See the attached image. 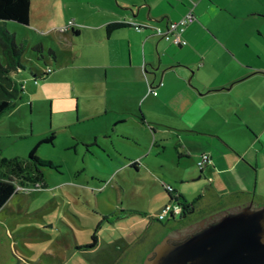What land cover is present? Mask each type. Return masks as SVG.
I'll list each match as a JSON object with an SVG mask.
<instances>
[{
    "label": "crops",
    "instance_id": "crops-1",
    "mask_svg": "<svg viewBox=\"0 0 264 264\" xmlns=\"http://www.w3.org/2000/svg\"><path fill=\"white\" fill-rule=\"evenodd\" d=\"M90 2L97 22L63 34L66 57L51 50L48 61L84 71L72 86L78 119L88 122L87 143L124 155L114 165L111 159L110 167L137 171L152 151L171 147L178 164L189 162L180 181L195 180L197 172L206 177L198 212L204 203L210 213L263 205L264 0ZM189 12L193 18L181 33L185 44L156 34ZM111 23L123 26L108 32ZM75 43L81 49L73 50ZM203 152L211 162L199 169ZM174 191L187 202L199 196ZM175 218L161 226L163 233L180 224Z\"/></svg>",
    "mask_w": 264,
    "mask_h": 264
},
{
    "label": "rangeland",
    "instance_id": "rangeland-1",
    "mask_svg": "<svg viewBox=\"0 0 264 264\" xmlns=\"http://www.w3.org/2000/svg\"><path fill=\"white\" fill-rule=\"evenodd\" d=\"M92 9L90 0H31L28 26L0 21L24 45L26 75H12L24 91L0 116V157L25 161L35 148L39 157L53 162V167H40L43 187L18 188L0 209V264H141L164 236L161 226L173 224L169 213L156 222L164 206L172 204L164 186L194 198L206 181L197 178L198 172L195 180L180 181L177 176L189 162L178 164L171 147L158 155L148 147L150 154L137 171L110 167L111 159L114 165V158L124 155L87 143L88 122L78 119L72 86L84 71L48 61L49 50L66 57L63 34L70 30L63 31L65 27L89 28L97 22ZM72 48L81 49L78 43ZM0 61L5 62L1 48ZM47 67L53 72L45 78L23 81L31 79L30 68L42 72ZM51 134L52 142L43 141ZM206 207L204 203L200 212L189 215L206 217Z\"/></svg>",
    "mask_w": 264,
    "mask_h": 264
},
{
    "label": "water",
    "instance_id": "water-1",
    "mask_svg": "<svg viewBox=\"0 0 264 264\" xmlns=\"http://www.w3.org/2000/svg\"><path fill=\"white\" fill-rule=\"evenodd\" d=\"M213 223L184 238L188 228L170 232L152 248L147 264H264V205L224 209ZM212 217V216H210ZM150 253L148 256H151Z\"/></svg>",
    "mask_w": 264,
    "mask_h": 264
},
{
    "label": "trees",
    "instance_id": "trees-1",
    "mask_svg": "<svg viewBox=\"0 0 264 264\" xmlns=\"http://www.w3.org/2000/svg\"><path fill=\"white\" fill-rule=\"evenodd\" d=\"M29 17L30 0H0V21L4 24L6 21H13L17 24L27 26L29 24ZM4 26H0V48L5 57L4 63L0 61V116L7 110L13 108L20 99L24 87L20 83H15L12 75L25 69L21 61L24 45L22 43L18 44L15 40L14 33L8 31ZM121 26H123L121 23H111L106 28L110 32ZM74 29L75 27L73 26L70 30ZM33 48L39 52L42 51L40 45H35ZM49 54L53 55V52L49 50ZM30 73L32 72L30 71ZM48 74L42 72L36 76L32 73L33 77L31 79L35 83L38 79H43ZM53 138L54 135L51 134V136L46 137L43 141L52 142ZM40 167H53V162L39 157L36 154L35 148L28 154L27 160L25 161L17 157L9 159L5 157L0 158V168L2 172L4 171L0 175V209L13 195L19 192L18 188L30 190L43 187ZM167 194L170 199L171 195L168 192ZM177 196L183 207L180 217L195 209L201 198L199 195L193 201L187 202L180 195ZM158 222L160 223V221Z\"/></svg>",
    "mask_w": 264,
    "mask_h": 264
},
{
    "label": "built area",
    "instance_id": "built-area-1",
    "mask_svg": "<svg viewBox=\"0 0 264 264\" xmlns=\"http://www.w3.org/2000/svg\"><path fill=\"white\" fill-rule=\"evenodd\" d=\"M193 15L191 12L184 15L181 19L175 22H170L166 28L161 30H156V34L159 36L165 38L166 40H171L175 44H185L186 42L181 38V33L184 30L185 25L188 23V21L192 20ZM72 24V23H71ZM68 26L63 29V31H69L73 26ZM52 69L47 68L44 70L45 73H51ZM24 82L26 81L23 80ZM162 83L160 82L159 85ZM148 90L152 93H155L151 85H148ZM211 162L210 155L206 152H203L200 154L199 159L197 161V167L199 169H202L205 165L209 164ZM26 191L24 188H20ZM164 189L171 195L172 204L168 205L166 204L164 206V212L158 216V219L161 221L163 220L167 214L169 213L171 217H177L178 215H181L183 211L182 204L178 200L177 193L168 185L164 186Z\"/></svg>",
    "mask_w": 264,
    "mask_h": 264
},
{
    "label": "flooded vegetation",
    "instance_id": "flooded-vegetation-1",
    "mask_svg": "<svg viewBox=\"0 0 264 264\" xmlns=\"http://www.w3.org/2000/svg\"><path fill=\"white\" fill-rule=\"evenodd\" d=\"M254 206H262V205H255L253 204ZM264 205V204H263ZM220 212V211H218ZM218 212H215V213H218ZM192 213H198V209H193L190 213H186L184 214L181 218L183 220H181L180 224L177 225L174 229H171V230H168L167 232H165L164 236H166L167 234H169L170 232H174V231H180L184 228H188L189 230H191V232L189 233H186V236L184 238H181V239H177V240H169L170 242H173V243H178V242H181L182 240H184L186 237L190 236L192 233H196L198 231H200L202 229V226H204L206 224V221H203L204 219H207L208 221V224H211L213 223V219H217L218 217L217 216H214L215 213H209L208 216L205 217V215H195V217H192L191 215L189 214H192ZM212 216V217H210ZM189 217V218H188ZM191 217V218H190ZM163 236V237H164ZM162 237V238H163ZM157 243V242H156ZM155 243V244H156ZM154 244V245H155ZM94 244H91V245H88V246H85V247H93ZM154 245L152 246V248L154 247ZM152 248L149 250V252L145 255L144 257V260L141 264H147L145 263V261H150L153 256H154V253H152ZM150 253L151 256H148ZM105 264H107L106 262H104Z\"/></svg>",
    "mask_w": 264,
    "mask_h": 264
}]
</instances>
